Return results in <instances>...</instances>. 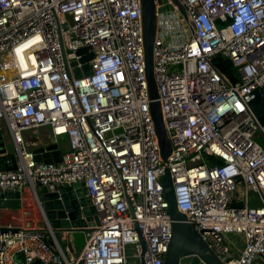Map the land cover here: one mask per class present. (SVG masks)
Returning <instances> with one entry per match:
<instances>
[{
  "label": "built area",
  "instance_id": "1",
  "mask_svg": "<svg viewBox=\"0 0 264 264\" xmlns=\"http://www.w3.org/2000/svg\"><path fill=\"white\" fill-rule=\"evenodd\" d=\"M177 1L182 12L173 6V14L189 33L181 45L159 37L169 29L157 10L172 2L155 0L152 74L171 144L164 161L140 0H0V125L18 157L15 170L0 171V191L28 189L46 226L0 233V264H164L172 240L166 171L178 211L222 264L264 257V148L254 139L264 138V123L250 107L257 90L264 94V0ZM218 56L235 80L214 66ZM86 64L91 74L74 78ZM43 127L68 140L60 163H36L22 147L24 131ZM81 183L98 226L59 231L64 250L36 187ZM73 231L87 235L77 258Z\"/></svg>",
  "mask_w": 264,
  "mask_h": 264
},
{
  "label": "water",
  "instance_id": "2",
  "mask_svg": "<svg viewBox=\"0 0 264 264\" xmlns=\"http://www.w3.org/2000/svg\"><path fill=\"white\" fill-rule=\"evenodd\" d=\"M169 1L172 2V5L160 7L157 10L158 14L173 13V6L182 12V7L177 0ZM140 3L142 10L145 74L148 83L149 100L151 101L150 113L155 124L161 156L165 161L171 152V144L163 125L160 104L157 102V88L152 74V45L157 25L155 0H140ZM85 52H87V49H81L77 54L81 55ZM91 58L92 54L88 55L85 59L83 58L82 61L88 62ZM90 74L91 66L89 64L83 66L82 74L78 70L73 71L74 78H81L82 75L88 76ZM250 107L257 119L260 120L264 117V94L261 90L255 92V98L251 101ZM0 140H2V137H0ZM32 153L35 156L36 163L39 164L60 163L62 156L58 151V146L53 143L36 149ZM17 161L18 157L15 147H7L5 144H0V171L15 170ZM162 183L165 198L169 204L168 212L172 221V240L164 264H222L203 242L193 225L187 222L185 215L178 211L168 171H166ZM12 192L0 191V199ZM36 195L51 232L56 233L62 230L98 226V218L90 199L87 197L84 184H74L70 187H55L53 190L37 185ZM0 209H4L1 204ZM129 213L133 218V211L130 206ZM134 225L136 227V224ZM45 227V224H43V228ZM9 231L16 232L17 230L0 227V233ZM140 242L144 251L143 243L142 241ZM263 260L264 257L260 256L256 264H261Z\"/></svg>",
  "mask_w": 264,
  "mask_h": 264
},
{
  "label": "crops",
  "instance_id": "3",
  "mask_svg": "<svg viewBox=\"0 0 264 264\" xmlns=\"http://www.w3.org/2000/svg\"><path fill=\"white\" fill-rule=\"evenodd\" d=\"M0 137H2L0 144H5L7 147L14 146L11 136L3 123L0 125ZM50 143L58 146V151L61 155L69 151L67 138H53L48 127L24 131L22 134V147L26 151L33 152ZM30 197L31 194L28 189L4 195V198L0 199V204L4 207V209H0V227L43 228L41 212L37 206H35V211L33 210L29 201ZM32 203H34L33 200Z\"/></svg>",
  "mask_w": 264,
  "mask_h": 264
},
{
  "label": "rangeland",
  "instance_id": "4",
  "mask_svg": "<svg viewBox=\"0 0 264 264\" xmlns=\"http://www.w3.org/2000/svg\"><path fill=\"white\" fill-rule=\"evenodd\" d=\"M179 16L183 18V13L178 12ZM158 25L164 28L165 31L169 29V32H165V34H160L159 37L167 42H171L174 45H181L184 42H186L187 38L189 37V33H185L182 27V21H179L177 19L176 14L173 13H166V14H161L159 20H158ZM227 74H234L236 76L235 70L230 69L229 71L226 72ZM226 76V75H225ZM255 141L257 144H259L261 147L264 148V138L261 136V134L258 132L255 136ZM205 161L208 163L211 158L207 157L204 155ZM31 198V199H30ZM29 198V201L31 203V207L35 211V203H32V197ZM34 202V201H33ZM257 202V198L253 195L250 196V203L251 206L254 205V203ZM61 232H56V237L59 240L62 248L65 250L67 247V243H63L61 240ZM87 239L86 232L84 231H73L71 234V248L73 249V258H77ZM68 259H71L69 254L67 253Z\"/></svg>",
  "mask_w": 264,
  "mask_h": 264
},
{
  "label": "trees",
  "instance_id": "5",
  "mask_svg": "<svg viewBox=\"0 0 264 264\" xmlns=\"http://www.w3.org/2000/svg\"><path fill=\"white\" fill-rule=\"evenodd\" d=\"M213 64L221 73L226 75V77H228L232 80L236 79V76H234V74H227L226 73L230 69L234 70L227 60H223L221 57L218 56L213 60ZM260 121H261V123H264V117Z\"/></svg>",
  "mask_w": 264,
  "mask_h": 264
},
{
  "label": "bare ground",
  "instance_id": "6",
  "mask_svg": "<svg viewBox=\"0 0 264 264\" xmlns=\"http://www.w3.org/2000/svg\"><path fill=\"white\" fill-rule=\"evenodd\" d=\"M31 194V193H30Z\"/></svg>",
  "mask_w": 264,
  "mask_h": 264
}]
</instances>
